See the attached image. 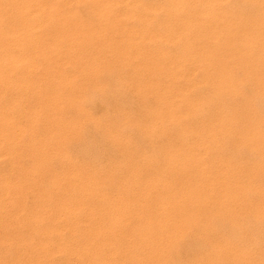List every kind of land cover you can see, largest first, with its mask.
<instances>
[{
    "label": "bare ground",
    "instance_id": "1",
    "mask_svg": "<svg viewBox=\"0 0 264 264\" xmlns=\"http://www.w3.org/2000/svg\"><path fill=\"white\" fill-rule=\"evenodd\" d=\"M72 1L0 0V264H166L197 229L206 252L195 264H264V15L224 19L222 27L178 15L153 30L142 12L119 13V1L89 0V16ZM249 3L264 8V0ZM160 41L184 51L140 45ZM90 53L97 63L109 56L133 65L135 92L155 101L141 120H129L144 137L170 138L173 131L158 126H177L160 157L133 156L122 144L127 162L115 169L130 174L115 189H108L113 176L98 180L103 168L68 150L89 118L81 106L86 91L101 85L78 80L64 65L85 76ZM144 57L150 63L140 68ZM200 68L213 92L193 100L190 76ZM150 69L160 77L148 78ZM244 85H254L259 101L247 96L244 106L228 107L220 95H245ZM214 96L218 113L201 115ZM65 106L85 118L62 116ZM187 115L198 121L186 124ZM227 141L259 159H232L223 151ZM250 218L254 227L245 225ZM220 225L238 233L224 236Z\"/></svg>",
    "mask_w": 264,
    "mask_h": 264
},
{
    "label": "rangeland",
    "instance_id": "2",
    "mask_svg": "<svg viewBox=\"0 0 264 264\" xmlns=\"http://www.w3.org/2000/svg\"><path fill=\"white\" fill-rule=\"evenodd\" d=\"M116 1H119V5L116 7L119 13H125L127 9L132 13L142 12L146 15L148 21H150L153 30H163L164 27L171 23L173 18L178 15L182 18L190 17L204 22L211 19L212 25L215 27H222L223 25L221 22L224 19L237 21L240 15L248 19L264 15V8L262 7V9H260L257 6H253L249 3L250 0H185L184 8L178 7V5L181 6L178 4L180 0ZM128 2L130 3L129 5ZM72 5L84 16H89L91 14L89 0H74L72 1ZM128 22L132 25H138L139 23L135 18H130ZM140 45L145 49H152L159 46L173 56L182 54L184 51L183 44H172L167 41H160V44ZM207 45L211 46L212 44ZM108 53L103 54L106 55ZM91 55L92 53H90L88 60L84 64L86 68L85 76H81V74L76 71L73 64L68 63L64 65V71L69 75H78V80L84 77L86 84L96 81L101 85V89L98 88L99 90L96 89V91H93L92 88L89 87L86 91L87 99L81 106L85 111L83 113L84 116L89 118L86 120L85 128L81 129L79 135L69 139L68 150H70L74 159L85 161L90 167H102L103 172L98 176V180H111L113 176V183H111V188L108 189H115L123 187L126 177L130 174L127 168L120 171H116L115 169L118 166H123V164L127 162L123 152V146L127 144L131 150H133V156L136 157H140L142 154L160 157V147H168L174 144L177 126L172 125L168 121L158 126L173 131V137L169 138L155 135L154 140H150L146 136L144 137L139 131L138 125H134V123L130 121L141 120L148 109L155 107V101L151 95L144 98L135 92L134 82L137 75L134 73L133 65L125 64L121 61L114 62L109 56L102 58L99 61L100 63H97L96 55ZM149 61L150 60L145 57L139 58L136 60V65L142 68L150 63ZM150 70L151 72H148L146 75L148 78L160 77L157 76L160 75L158 72L153 69ZM235 72L237 80L244 79L245 75L242 69H237ZM190 78L194 85L188 90V97H190V99L197 100L202 95L206 96L212 94L213 86L204 81L203 69L194 70ZM181 84H184V81H182ZM253 86L254 85L245 87L244 85L242 92L244 90L245 95L241 93L237 96H230L227 94L220 96L228 107L236 105L244 106L247 96L251 97L254 102L259 101V98L253 93ZM213 99L214 102L211 103L209 110L208 107L199 110L201 115L208 116L211 110L218 113L219 108L217 103L219 99L215 98V96ZM231 111H233V109H231ZM61 115L66 118H85L79 117V114L75 113L74 109L69 106L63 108ZM90 117L95 121L94 123H89ZM126 118H128L127 122ZM182 121L186 124H194L198 119H193L192 116L187 115ZM96 124H99L98 127ZM40 126L39 132L44 133L45 126ZM128 138L132 139L133 142H126ZM223 146V151H225L229 157H233L232 159L238 157L246 163H255L259 159L257 153L253 154L247 148L243 149L241 147V149H237L233 141H227ZM261 149H264V147ZM208 161L209 160L205 159V162ZM109 170H111V172H109ZM245 225L254 227L251 218ZM127 226L126 231H130L134 226V221H130ZM218 231H224V236L230 238L238 233V230H235V228H232L230 225H220ZM204 234L205 233L201 230H195L190 237L186 238L185 243H183L181 254H178L177 249L176 251H172V259L166 264H195L196 258H198L200 254L206 252V237ZM214 238H216L214 235L209 236L210 240ZM249 239L250 238L246 239V241H249Z\"/></svg>",
    "mask_w": 264,
    "mask_h": 264
}]
</instances>
